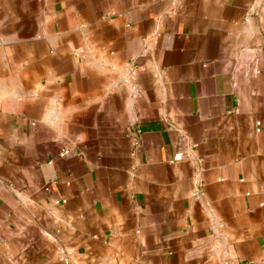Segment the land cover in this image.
Here are the masks:
<instances>
[{
  "label": "crops",
  "instance_id": "obj_1",
  "mask_svg": "<svg viewBox=\"0 0 264 264\" xmlns=\"http://www.w3.org/2000/svg\"><path fill=\"white\" fill-rule=\"evenodd\" d=\"M0 264H264V0H0Z\"/></svg>",
  "mask_w": 264,
  "mask_h": 264
},
{
  "label": "built area",
  "instance_id": "obj_2",
  "mask_svg": "<svg viewBox=\"0 0 264 264\" xmlns=\"http://www.w3.org/2000/svg\"><path fill=\"white\" fill-rule=\"evenodd\" d=\"M245 20H247V18H246ZM257 124H259V123H257ZM63 153H67V150H66V149H63ZM183 156H184V153H183V152H181V151H176V152L174 153V155L172 156V161L180 160V159L183 158ZM56 202H57V203H58V202H64V200L56 201Z\"/></svg>",
  "mask_w": 264,
  "mask_h": 264
}]
</instances>
